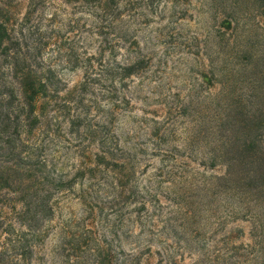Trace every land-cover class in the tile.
I'll use <instances>...</instances> for the list:
<instances>
[{"label":"rangeland","instance_id":"1","mask_svg":"<svg viewBox=\"0 0 264 264\" xmlns=\"http://www.w3.org/2000/svg\"><path fill=\"white\" fill-rule=\"evenodd\" d=\"M97 1L88 0L89 11L61 0L47 4L38 36L42 57L57 67L69 87L83 80L82 70L72 65L80 64L98 45L104 46L102 41L109 37L108 29L99 27L106 24L93 8ZM257 7L258 0H129L124 19L132 44H119L122 47L115 58L119 62L138 58L141 66L125 83H116L129 103L119 106L114 130L121 146L136 147L137 184L154 186L157 195L145 208L138 209L136 202L125 204L106 186L113 179L112 172L101 166L91 184L85 177L60 200L32 264L91 262L94 255L73 252L78 243L114 249L119 257L116 264H123L122 259L134 264H168L166 251L172 252L173 264H264V238L260 247L254 219L242 212V195L233 193L229 184L222 189L211 179L226 169L220 159L211 165L218 145L211 120L217 102L209 96L219 90L220 83L211 85L202 76L208 70L207 53L221 47L214 27L232 11L250 15L236 40L249 46L264 29ZM17 11L22 16L25 4ZM253 51L259 54L258 49ZM232 61L225 65L227 69L237 67L233 69L237 78L241 76L237 86L245 94L250 90L246 78L253 63L244 70ZM111 87L103 79H86L82 93L92 114H100L103 105L115 99H110ZM257 92L264 95L262 89ZM246 108L252 110L255 105L248 103ZM156 125L160 131L153 134ZM166 127L174 133L163 131ZM168 152L177 155L183 175L175 181L165 177L158 186L160 175L165 176L172 163L163 159ZM69 154L59 161L70 176L77 158L72 151ZM80 189L89 191L90 202L77 198ZM227 204L240 207V212L229 214ZM252 212L264 219V206L255 204Z\"/></svg>","mask_w":264,"mask_h":264},{"label":"trees","instance_id":"2","mask_svg":"<svg viewBox=\"0 0 264 264\" xmlns=\"http://www.w3.org/2000/svg\"><path fill=\"white\" fill-rule=\"evenodd\" d=\"M61 1L92 10L88 0ZM23 3L25 11L19 16L17 8ZM128 3L129 0H98L93 5L106 24L99 27L107 28L109 37L102 41L104 46L98 45L80 64L72 65V69L82 70L83 80L69 87L63 74L45 62L41 53L38 36L41 37L49 0H0V264H32L38 247L48 236V223L60 207V200L85 177L90 178V183L101 166L112 172L113 179L106 186L125 204L136 202L138 209L145 208L157 195L154 186L137 184L136 147L121 146L114 130L119 106L129 103L116 83H125L138 74L141 66L138 58L123 62L115 58L122 47L119 44L128 42L129 25L124 19ZM257 10L264 21V0H258ZM248 17L246 13L232 11L214 27V37L221 47L207 53L208 70L202 76L211 85L215 81L220 83L219 90L209 96L217 102L211 120L218 145L211 165L220 159L226 169L224 174L211 179L222 189L229 184L233 193L242 195L241 203L245 205L242 212L254 219V230L262 247L264 219L258 212H252V206H264V95L257 92L264 90V29L249 46L237 43V35ZM219 57H222L220 64ZM228 60H234L244 70L253 63L246 78L249 92L239 90L241 76L237 78L233 71L237 67L227 69ZM93 77L108 81L112 85L110 99L115 98L103 105L98 115L89 111L91 106L82 93L86 79ZM248 103L255 108L248 110ZM165 130L170 135L174 133L173 128ZM159 131L156 125L153 134ZM71 151L77 162L69 176L59 158L69 157ZM163 159H171L172 163L166 165L165 176L160 175L158 186L165 177L175 181L183 175L175 153L168 152ZM232 181H236L235 185H231ZM87 189H80L77 195L85 203L90 202ZM228 206L229 214L240 212V207ZM77 245L72 249L74 253L78 250L95 257L82 264H116L119 260L116 251L104 245ZM166 257L167 263L173 264L171 251H166ZM121 262L134 264L126 259Z\"/></svg>","mask_w":264,"mask_h":264}]
</instances>
